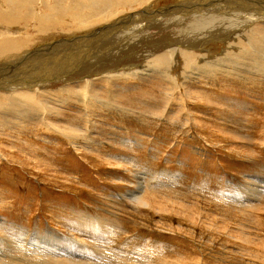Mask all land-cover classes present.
<instances>
[{"label": "rangeland", "instance_id": "1", "mask_svg": "<svg viewBox=\"0 0 264 264\" xmlns=\"http://www.w3.org/2000/svg\"><path fill=\"white\" fill-rule=\"evenodd\" d=\"M82 1L31 4L33 15H46L53 9L50 19L57 20L59 30L49 36H39L35 24L0 25V39H33L30 48L1 60L0 68H8L2 65L7 61L20 63L31 51L38 54L66 44L76 46L68 54H80L90 44L85 34L95 32L102 38L109 35L104 30L111 28L106 23L79 33L80 26L72 25L69 16L86 12L97 17L91 20L98 19L115 2L128 0H96L100 6L107 4L104 12L96 7L82 10L88 5ZM182 1L154 0L151 8L133 4L124 7V15L137 18L146 8L158 10ZM257 1L261 0H225L226 17L233 18L234 6L244 8L245 3ZM6 3L11 7L12 0H0L5 9ZM223 18L214 13L195 25ZM172 28L182 30L179 24ZM218 43L212 52L224 56L226 45ZM241 49L233 52L244 55ZM142 52L131 57L133 62L140 61ZM175 63L173 71L181 70L179 59ZM247 69L236 71L237 76L209 78L207 82L212 83L200 84L203 79L198 78L195 86L188 84L192 89L188 87L190 95L184 96V102L188 101L184 110L180 90L153 72L142 79L113 83L110 91L100 84L96 93H89L108 100L113 104L109 109L94 104L91 113H84L63 97V104L50 103L51 108L43 109L40 117L34 109L25 116L17 111L2 116L0 250L5 255L21 250L28 264L48 260L30 256L43 250L62 255L61 264H67L68 255L80 261L90 255L88 264H264V76ZM63 72L61 80L43 84L52 93L58 91V97L65 83ZM71 83L68 87L72 88L79 82ZM33 88L11 92L35 93ZM0 92L3 97L9 93ZM25 124L28 128L20 127ZM66 132L74 139L66 138Z\"/></svg>", "mask_w": 264, "mask_h": 264}, {"label": "bare ground", "instance_id": "2", "mask_svg": "<svg viewBox=\"0 0 264 264\" xmlns=\"http://www.w3.org/2000/svg\"><path fill=\"white\" fill-rule=\"evenodd\" d=\"M97 1L83 0L82 3L88 2V5H86L82 10H88L89 8L94 7L98 8L99 10L106 8V3L103 6H100V2L97 3ZM153 1L154 0H128L127 2L117 1L113 5L111 4L112 6H110V8L106 10L104 15L94 20L91 19L97 17L88 15V13L86 12H82L81 14L72 13L71 16H69V19L72 25L80 26L79 29L81 30H78V32L85 31V33H88L92 29L94 30L95 27H100L101 25L103 26L106 23H108L111 28V30H104L103 34L106 35L108 33L109 35L107 34L108 36L102 38H98L99 36L96 37L95 32H91L88 35L85 34V36H88L89 38V40L86 41L90 44L89 46L84 47L85 50L83 48V51L80 54L74 55L75 53L73 51V55L72 53L71 55L68 54L67 52L75 50L76 46L66 44L61 47L56 46L55 48H51L52 50H47L48 52L35 54L31 51L28 56H22V61L18 64L16 62L14 63L13 61L4 62L2 65L6 67L8 65V68H0V90L3 89V91L9 93H7L5 97H3V93L0 92V118L5 115L9 116L14 111H17L18 113L23 114L25 116L29 114L27 113V111L34 110V113H39L40 117L41 111L43 109L51 108L50 103L57 102L58 104H63V102L60 100V98L62 99L63 97H67V99L69 98V100L71 99L72 104L78 106L82 112L85 111L91 113L90 106L94 104H100L101 106H104L109 109V106H113V104L108 102V100H106V102L104 100H100L98 96L92 97L93 95L90 96L89 93H96L94 90L100 84L106 87L108 91H110V88L114 85L113 83H125L129 80H134L136 78L142 79L144 78V74L148 75L149 73L153 72L158 77L165 80L169 86H173L175 89L180 90L182 98V110L188 108L186 107V105H188V101L184 102V96L190 95L188 94V87L191 88L189 85L195 86L194 83H196L195 81L198 78H200V80L203 79L202 83L200 84L212 83L207 82L209 78H214L216 76L219 78L221 74L237 76L238 74L235 73L236 71L246 68H248L247 70L252 71L253 74L257 73L260 76H264V27L261 26L264 25V0H261L259 3L258 1L255 3L247 2L245 3V5H243L244 8L238 9L237 6H234L237 10H235V12L233 13V18H231V16H229L228 18L226 17L227 10L225 6V0H183L182 2H178L175 5L170 4L171 6L165 8L162 7L158 10L150 9ZM35 2H37V0H12V3L10 4L11 7H8L6 3V9L4 7V4H0V25H12L14 23L19 26H21V24H35L33 28L35 31L40 32L39 36L52 35L51 32L59 30L55 27V24L57 25V20L55 21L53 19H50L54 15L52 12L53 9H51L52 11L50 10L46 15H33V13H31L29 10H32V8H30L31 4ZM110 2L108 3V5L110 4ZM66 4H68V1H66ZM133 4H139L141 5V7L143 6L144 8H150H146L143 13L141 12L143 15L140 13L141 15L137 18H125L126 15L124 14H126L127 12H124V7H132ZM78 6L80 5H75V7L79 8ZM249 7L250 10L248 11L247 9ZM70 8L73 7L68 6V8L66 9ZM104 11L105 9L102 10V12ZM168 13H171L173 16H169ZM214 13H219L220 15L224 16V18L220 21H206L201 24L195 25V21H200L201 19L213 16ZM111 22L113 23L110 24ZM168 24L171 25L169 26ZM177 24L181 26L182 30H174L172 28L174 25ZM69 27L71 28V25H69ZM115 27H118V34H116ZM148 29L151 30L150 32L152 34V30L155 31L156 34L154 35L157 37L152 36V34L150 35ZM137 31L139 32V34L135 35ZM74 33L76 34V31H74ZM145 33L147 34L144 35ZM85 36H83V39ZM217 40L224 46L226 45L223 51L225 53L224 56H222L221 54L216 55V53L212 52L214 44L217 43ZM32 41V36L27 38H25V36L20 38H1L0 61L6 59H13V57L20 54V52L24 48L28 47ZM80 41L78 44H80ZM158 42H160L159 45H157ZM107 44H111V47L107 48ZM240 46L242 47L241 51L245 53L244 55L233 52V49L235 48L239 50ZM150 47H152L153 49H150ZM39 49H43V47ZM137 51H143L139 54L141 56V59L139 62H133L132 58L135 54L137 55ZM235 52H237V50ZM128 58L131 59L129 62H127L126 60ZM176 59H179V61L181 62L182 71L180 69H175L176 72L173 71L177 65L175 63ZM9 65H11V67ZM63 70H65V74L62 82L65 81V83L64 86L60 89V96L62 97H58V91H54L52 93L49 90L45 89V86L43 84L48 82L51 83L53 80H61V74ZM44 72L47 73L44 74ZM173 72L182 76L178 77L181 78L184 83L178 81L179 79H176V77L173 76ZM2 73H4L3 76ZM12 73L14 74L13 76H11V78H6V75ZM23 73L24 75H22ZM204 77H206V79H204ZM232 78L233 77H231V79ZM71 82L79 83L77 85L72 86L71 88L68 87V84H72ZM162 84L164 83L162 82ZM29 86H34L35 88L33 89L37 91H34L35 93H20V95H16L15 93L11 92L17 91L18 88H25ZM161 88L162 87H160V89ZM77 89L79 91H77ZM170 89L168 88V91ZM161 90H163V88ZM191 92L192 91H190V93ZM164 96H166V94ZM1 113H4V115H1ZM124 114L125 113H123V115ZM87 117H90V115ZM27 126V124L20 125V127L22 128H28ZM55 131L53 133H55ZM64 135L66 138L69 139L72 137V135L68 132H66ZM138 201L140 200L138 199ZM97 226L100 227L99 224ZM97 226H94L93 229H96ZM1 250L0 264H4L3 262H8L9 264H14L15 262H18L17 264H28L25 259L26 257L22 258V255L19 252L21 250H17L11 255H5ZM30 256L36 259H40L41 257L48 258V260H44L40 264H61V261L59 262L58 258H61L62 255L55 254L54 252H48L43 250V252L40 253L32 252ZM68 256L66 260L67 264H88L86 262L90 261L91 258L90 255H87L85 259L82 258L81 262L80 260H77L78 258L75 259V257ZM31 257L28 259L31 260ZM7 258L8 260H5ZM14 259L19 260L15 261ZM134 261L136 263L137 260L135 259Z\"/></svg>", "mask_w": 264, "mask_h": 264}]
</instances>
